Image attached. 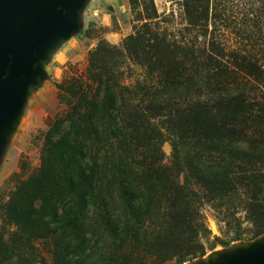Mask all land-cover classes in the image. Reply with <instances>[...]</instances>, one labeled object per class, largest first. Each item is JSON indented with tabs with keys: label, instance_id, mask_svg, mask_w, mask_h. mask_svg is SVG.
Listing matches in <instances>:
<instances>
[{
	"label": "trees",
	"instance_id": "obj_1",
	"mask_svg": "<svg viewBox=\"0 0 264 264\" xmlns=\"http://www.w3.org/2000/svg\"><path fill=\"white\" fill-rule=\"evenodd\" d=\"M228 2L181 0L201 39L144 22L56 85L40 164L0 198V264H183L240 240L239 212L248 241L264 234V56L205 37ZM128 62L144 70L131 83ZM204 205L226 240H210Z\"/></svg>",
	"mask_w": 264,
	"mask_h": 264
},
{
	"label": "rangeland",
	"instance_id": "obj_2",
	"mask_svg": "<svg viewBox=\"0 0 264 264\" xmlns=\"http://www.w3.org/2000/svg\"><path fill=\"white\" fill-rule=\"evenodd\" d=\"M227 5L233 17L222 27L209 23L205 37L218 36L227 49L264 56V8H259L261 5L258 3L249 8L251 0H229ZM80 14L82 28L70 38L69 46L62 52L59 61L55 59L57 56H51L42 62V77H36L26 87L19 114L0 144L2 200H6L13 189V181L8 180L11 176L17 174L20 179H25L37 170L44 133L55 114L65 108L59 104L56 85L66 77L85 75L88 52L96 48L100 40L119 46L135 26L144 22L158 24L161 32L181 41L191 40L194 36L201 39L203 35L202 31H193L188 27L181 0H87ZM126 65V76L131 75L126 78V83L143 76L144 70L139 65L132 62ZM162 150L165 158L169 159L171 147L168 141L163 143ZM202 213L211 234L210 240L217 237L224 241L230 237L213 209L204 205ZM238 217L237 229L243 233L240 240L228 246L218 243L204 256L183 264H219L239 249L248 248V242L258 239L257 243H264V234L248 241L251 225L245 221L242 212L238 213ZM40 249L49 257L47 244L40 243Z\"/></svg>",
	"mask_w": 264,
	"mask_h": 264
},
{
	"label": "water",
	"instance_id": "obj_3",
	"mask_svg": "<svg viewBox=\"0 0 264 264\" xmlns=\"http://www.w3.org/2000/svg\"><path fill=\"white\" fill-rule=\"evenodd\" d=\"M82 2L0 0V144L19 114L26 87L42 77L47 52L77 28ZM257 240L219 264H264V243Z\"/></svg>",
	"mask_w": 264,
	"mask_h": 264
},
{
	"label": "crops",
	"instance_id": "obj_4",
	"mask_svg": "<svg viewBox=\"0 0 264 264\" xmlns=\"http://www.w3.org/2000/svg\"><path fill=\"white\" fill-rule=\"evenodd\" d=\"M87 0H83V2L81 3L79 9H78V13H77V18H78V25L77 28L70 34H68L67 36L63 37L62 39H60L55 45L54 47H52L46 55V58L44 60H46L49 57H54L57 56V58H55L57 61H59L61 54L63 51H65L67 49V47L69 46V40L70 38L73 37L74 34H76L77 30H80L82 28V24H81V14L80 11L82 10L84 3ZM44 62V61H43ZM44 64V63H42Z\"/></svg>",
	"mask_w": 264,
	"mask_h": 264
}]
</instances>
